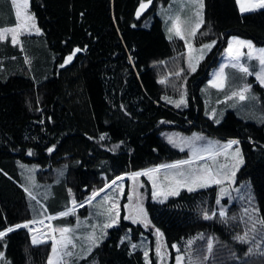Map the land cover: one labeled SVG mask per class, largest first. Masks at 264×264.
<instances>
[{"label":"trees","instance_id":"16d2710c","mask_svg":"<svg viewBox=\"0 0 264 264\" xmlns=\"http://www.w3.org/2000/svg\"><path fill=\"white\" fill-rule=\"evenodd\" d=\"M152 1L136 17L142 0H29L40 32L22 34L21 44L9 35L0 39V231L48 212H65L70 195L82 202L123 173L185 159L160 131L202 128L239 141L243 163L237 176L249 181L259 227L251 232V221L237 215V204L227 207L224 218L215 212L204 219V212L212 215L216 206L215 186L182 190L157 202L141 175L147 221L125 219V194L117 223L82 260L147 264L144 251L130 245L145 234L149 264H175L179 250L173 245L204 231L237 246L240 258L226 264H264V122L240 119L229 108L216 122L205 114L201 93L230 36L264 46V8L242 12L237 0H204L198 43H214L193 71L184 63L183 42L165 35L156 14L158 4L169 0ZM149 15L151 23L144 25ZM15 22L11 0H0V28ZM75 49L79 51L65 64ZM247 81L256 92L254 103L264 106V87L253 74ZM225 88L212 95V102L221 103ZM21 162L40 166L37 177L51 184L46 199L29 195L21 182ZM59 166L64 167L60 178ZM131 180L135 178L125 180V193ZM89 205L53 217L52 224L70 222L73 213L84 214ZM245 234L248 242L235 239ZM51 248V240L33 244L26 228H14L0 237V264H48Z\"/></svg>","mask_w":264,"mask_h":264},{"label":"rangeland","instance_id":"374dc122","mask_svg":"<svg viewBox=\"0 0 264 264\" xmlns=\"http://www.w3.org/2000/svg\"><path fill=\"white\" fill-rule=\"evenodd\" d=\"M12 2V0H11ZM240 10L241 5L250 10H255L260 7H255L257 0H237ZM17 3H23V0H17ZM203 7H200V0H169L166 3H159L156 8V14L160 18L163 30L165 35L168 38L177 36L183 42V53H184V63L185 65L192 70L196 68L198 62L202 57L207 53L209 48H205L204 45L213 44V41H206L202 43L199 41V31L202 26L200 20L204 22L203 12H204V0H202ZM14 10L16 7L13 5ZM22 14H26L34 17L32 11L27 7V9H22ZM248 11V10H247ZM199 13V15H197ZM179 17V20H177ZM152 20V15H149L143 22L144 25H149ZM176 21V26L180 30L178 35L176 28L173 27V22ZM31 23V22H29ZM200 23V27L196 29L195 35L192 34V29L195 28L196 24ZM17 22L11 25H6L1 27L0 30L8 29L15 27ZM38 28V26H36ZM173 28V31L170 33L169 29ZM18 36V44H21V35L26 33H36L35 28L30 30L20 29ZM11 33H5V37ZM12 39V38H11ZM250 41L243 37L239 36H230L228 39L229 42H233L241 55L234 59L232 56L227 55L226 49L224 51L223 57L224 64H230L236 68H241V66L248 69L247 73H243L242 77L237 80L236 83L232 85H227L225 88V97L221 99V103L217 105L212 102V98H205V114L218 122L221 119V116L225 112V109H233L236 115L243 120H250L259 122L264 118V106L261 102L254 103L253 99L256 92L251 88L250 92L245 93L246 99L240 101L238 97H232V92H239L246 84L250 85L246 78L253 74L257 80V73L261 72V64L258 57V50L264 49V46H256L251 41L253 45V50H250L247 47H241L239 44H236L235 41ZM252 51V57L249 58L248 53ZM244 61V62H242ZM246 63V64H245ZM259 66V70L254 72L252 70L253 64ZM222 64L214 67L210 72L209 82L213 83L216 80V73L220 71ZM258 81V80H257ZM259 82V81H258ZM231 97V99H227ZM186 102L185 97L182 98ZM211 103H214L211 105ZM160 136L164 139L170 146L182 153L183 160H191V164L180 165L177 168H161L155 166L153 168H148L140 170L137 172H145L149 169H156L158 171L151 172L149 175H146L149 180L152 188V197L157 202H166L169 198L176 195H169L173 191L180 193L182 190H188L189 187L194 188V190L206 188L209 186H215L216 190V206L213 212H216L219 216V211L223 208L225 211L228 206L232 204L238 205L237 215L240 217L248 216L251 226V232L255 230L259 223L258 216L256 214L257 204L255 202V196L249 185V181L245 179H238L237 172L242 163L239 164V167H236V164L239 159L242 158L243 154L240 144H234L230 148H218L220 145L227 143L230 140L222 139L219 136H216L207 130L202 128H195L190 132H185L179 129H164L160 131ZM194 134L201 137L199 140H193ZM171 138V141L170 139ZM234 140V139H232ZM237 140V139H236ZM209 142H213L210 147V151H213L209 156L200 157L199 155L205 152L202 149L209 147ZM239 148L240 155L236 156V149ZM216 149V150H215ZM195 153V154H194ZM180 160V161H183ZM177 161L165 163L164 165L175 164ZM21 175L23 179L28 182V186L31 189L30 191L33 194L34 198L46 199L50 194L51 184L48 182H43L37 177V171L40 169V166L35 163H20ZM206 168L211 169V178L217 179L220 181L219 184L208 183L206 187H197L193 184L192 174L194 173L197 176H208V173L203 170ZM55 170H58L59 178L63 176L64 167H56ZM235 173V176H232V173ZM183 173V175H181ZM41 175H46L42 173ZM47 176V175H46ZM45 176V177H46ZM131 174H123L119 177H122L121 180H115L116 184L113 185L109 183V187L105 188L102 193L99 194L96 198V202L91 203L84 214H81L79 211L72 214V220L70 222H63L62 220L55 221L54 225L52 224V219H43L46 217H53L50 214H46L44 217L38 220H29L26 222H31L26 228L33 238L36 237L37 240H51L53 247V237L56 241L61 239V229L69 228L72 231L70 233H65L72 239V244L68 245L67 251L72 252V256H67L62 254V259L58 260L56 257H53L57 261V264H85L83 258L88 254V248L91 249L103 238L106 233L107 228L104 227L105 224H112L113 220L118 221L122 199L126 194V199L124 200L123 206L125 210V217H131V221L141 220L143 222L147 221V212L144 204V194L140 191L141 179L138 177L129 182V191L125 193V180L129 179ZM47 179V178H46ZM206 181L202 180L200 183H205ZM155 183L156 187H153ZM223 190V192H222ZM99 191V190H98ZM189 191V190H188ZM156 192L157 195L153 196V193ZM95 198V199H96ZM220 200V203L217 204V200ZM70 200H74L73 196L70 195ZM77 205L82 204V202H76ZM127 206V207H126ZM74 207L72 202L69 208ZM77 208V207H75ZM143 209V213L140 212V209ZM112 211L109 212L108 210ZM118 210V215H117ZM247 210V211H245ZM146 213V217L144 215ZM247 214V215H246ZM99 216L101 219L99 220ZM258 221V222H257ZM24 222V223H26ZM22 223V224H24ZM117 223V222H116ZM115 223V224H116ZM114 225V224H113ZM95 235L96 243L92 244V241L87 239L91 234ZM124 239H128V234L124 233ZM212 242V251H208L209 241ZM241 242V241H238ZM248 242V239L245 241ZM72 245H75L73 247ZM130 245H136L135 248H141L147 257L145 256V261L149 264L148 257V240L145 234H141L138 239L130 241ZM175 249L179 250L176 253L175 264H177V257H181L180 264H226L231 261L238 260L240 255L238 253L237 246H231V244L219 242L214 238L213 234H207L204 231H198L195 234L191 235L188 238H185L179 245L175 243ZM134 248V247H133ZM180 248L182 250H180ZM52 248L49 256H52ZM207 257V259H205ZM87 264V263H86Z\"/></svg>","mask_w":264,"mask_h":264},{"label":"snow or ice","instance_id":"6c2138e0","mask_svg":"<svg viewBox=\"0 0 264 264\" xmlns=\"http://www.w3.org/2000/svg\"><path fill=\"white\" fill-rule=\"evenodd\" d=\"M13 2V5L16 7V18H17V24L15 27H12V28H8V29H3V30H0V39H4L5 38V33H11V38H12V42L15 44V43H18V36H19V31L20 29H25V30H30L31 28H35L36 32H39V28H36V25L34 23V17L32 16H29V15H26V14H22V9H27L28 7V0H23V3H17V0H12ZM148 3H151V0H148ZM148 7V4L144 3L143 0L140 4V7L139 9L137 10V16L140 15V13L146 8ZM200 7L202 8L203 5H202V0H200ZM255 7H260V8H264V0H257V4L255 5ZM249 9L245 8L243 5H241V11H247ZM197 15H199V13H197ZM177 20H179V17H177ZM31 22V23H29ZM200 23H203V20L201 19L200 20ZM200 23H197L195 28L192 29V34L195 35L196 33V29H198L200 27ZM173 27L176 28V32L177 34L179 35L180 34V30L179 28L176 26V21L173 22ZM173 31V28H170L169 29V32L171 33ZM171 38V37H170ZM214 43V42H213ZM236 44H239L241 47H247L249 48L250 50H253V51H256L253 49V45L251 44L250 41H235ZM205 48H210L211 47V44H208V45H204ZM76 51H79V49H77ZM227 52L229 54V56H232L234 59H237L241 53L239 50H236L235 53L233 52V42H229V48L227 49ZM75 55V52L70 55L69 57H67L65 59V64L69 63L72 59V56ZM248 56L249 58L252 57V51H250L248 53ZM260 61V64H261V72L257 73V80L261 83L262 86H264V49H259L258 50V57H257ZM27 58H26V63H27ZM61 67H63V65H61ZM193 71H195V68L193 67L192 68ZM241 71L247 73L248 72V69L241 66L240 68ZM224 69H223V66L221 67L220 71L216 73V80L213 81V86L214 87H218V88H223L224 87ZM163 82V81H162ZM250 89H251V85H245L239 92H232V97H238L240 101H244L247 97L245 95V93H248L250 92ZM227 99H231V97H227ZM253 99H255V97H253ZM183 103V100L179 101V102H176V106L179 107L180 104ZM262 122H264V118H262ZM101 139L103 140L104 137L101 136ZM170 141H171V138H169ZM193 140H199L201 139V137L199 136H196L194 134ZM213 142H209V147L208 148H205V149H202L203 151H210V147H211V144ZM239 141L237 140H230L228 141L225 145H223V148L227 149V148H230L232 145L234 144H238ZM53 149H49L48 151L51 152ZM195 154V153H194ZM240 155V152H239V148L236 149V156L239 157ZM210 158H211V155H210ZM192 161L191 160H183V161H177L175 164H171V165H161L159 167L161 168H177L179 167L180 165H185V164H191ZM240 163H243V160L242 158L238 160L237 164H236V167H239V164ZM159 169L156 168V169H149V170H146L145 172L141 173V172H135V173H132L131 176L133 178H136V177H139L141 175H149L151 172H154V171H158ZM204 172L208 173V176H197L195 175L194 173L192 174V183L195 184L197 187H206L208 186V183H216V184H219L220 181L217 180V179H212L211 178V169L210 168H206L203 170ZM181 175H183V173H181ZM232 176L234 177L235 176V173L233 172L232 173ZM149 178L151 179V176L149 175ZM122 177H117L116 180H121ZM206 181L205 183H200V181ZM113 185L116 184V181H113L112 182ZM105 188H108L109 185L108 184H105L104 186ZM153 187L155 188L156 185L155 183L153 184ZM189 191H193L194 188L192 187H189L188 188ZM27 191V189H26ZM71 191V190H69ZM104 189H100L99 191H94L92 192L91 196H89L85 203H88V204H91L92 201L97 197L99 196L100 192H103ZM223 192V190H222ZM169 195H177L178 192L177 191H173L171 193H168ZM29 195L31 196V193H29ZM157 195L156 192L153 193V196L155 198V196ZM220 203V200L218 199L217 200V204ZM72 204L74 207L72 208H69L67 209V211L65 212H61L59 213L60 216H66V215H69L71 214L72 212L75 211V207H83L84 204H79L77 205L76 201L73 200L72 201ZM127 207V206H126ZM109 212H111L112 210L109 209L108 210ZM247 211V210H245ZM140 212L143 213V209L141 208L140 209ZM118 210H117V215H118ZM145 217H146V213H144ZM216 213L213 212L212 215H209L207 211L204 212V219H211L213 216H215ZM219 216L221 218H224L226 216V212L223 208L220 209L219 211ZM49 219H53V217H49ZM125 219H131V217H128L126 216ZM117 221L116 220H113L112 221V224H105L104 227L105 228H108V227H112L113 224H115ZM135 222V220L133 221ZM31 223V222H26L24 224H17L15 225L14 227L15 228H28V224ZM260 224L262 227H264V220H261L260 221ZM14 228L13 227H9L7 228L6 230H3V231H0V237H4L6 235L7 232H11L13 231ZM72 230L69 229V228H63L61 229V239L60 241H56L55 240V237H53V247H52V253L53 255L52 256H49V259H48V264H57V261L53 259V257H56L58 260L62 259V254L63 255H67V256H72L73 253L72 252H69L67 251V247L68 245L72 244V239L68 236V235H64L65 233H70ZM157 235L159 236V230H157ZM87 239H89L90 241H92V244L94 246V244L96 243L95 241V235L94 233L91 234L89 237H87ZM235 239L241 241V242H245L247 240V234H245L244 236H237L235 237ZM42 241H39L36 239L35 236H33L32 238V243L33 244H37V243H41ZM73 247H75V245H72ZM133 247L135 248L136 245H133ZM173 247H175V245H173ZM88 251L90 252L91 251V247L88 248ZM208 251L211 252L212 251V242L211 240L209 241V244H208ZM157 254L159 255L160 254V249L158 248L157 249ZM3 253L0 252V257H3ZM145 256L147 257V253H145ZM181 257H177V264H180V261H181ZM205 259H207V257H205Z\"/></svg>","mask_w":264,"mask_h":264},{"label":"crops","instance_id":"0c3cea01","mask_svg":"<svg viewBox=\"0 0 264 264\" xmlns=\"http://www.w3.org/2000/svg\"><path fill=\"white\" fill-rule=\"evenodd\" d=\"M28 7H29V0H28ZM13 9H14V7H13ZM14 13H16V11L14 10ZM15 18H16V14H15ZM16 22H17V18H16ZM34 23H35V25H36V21H35V18H34ZM37 26V25H36ZM39 32H40V29H39ZM39 32H36V33H39ZM229 48V45H227V47H226V53H227V55H228V57H229V54H228V52H227V49ZM236 50H238V48L235 46V45H233V52L235 53V51ZM242 62H244V61H242ZM220 64H222V66H223V69H224V87L223 88H218V87H214L213 86V83H211V82H209V81H207V83L206 84H204V85H202V87H201V93H202V96H203V100H204V105H205V98H213V96H215L216 95V93H217V90H221V89H224L227 85H232V84H234V83H236L237 82V80L238 79H240L241 77H242V75H243V71H241L240 70V68H236V67H234V66H231L230 64H224V58H222V60H221V62H220ZM246 64V63H245ZM252 70L254 71V72H257V70H259V66H256V64L254 63L253 64V66H252ZM209 79H210V77H209ZM246 80H247V78H246ZM260 83V82H259ZM261 84V83H260ZM264 87V86H263ZM213 95V96H212ZM236 139V138H235ZM228 140H232V139H228ZM226 143H224V144H222V145H220L218 148H222L223 147V145H225ZM216 150V149H215ZM213 151H210V152H205V153H202V154H200L199 156L200 157H204V156H209L211 153H212ZM162 165H164V164H162ZM21 175V174H20ZM116 180V179H115ZM115 180H113V181H115ZM112 181V182H113ZM21 182L23 183V185L26 187V188H28V192L29 193H31V195L33 196V194H32V192L30 191L31 189L29 188V186H28V182H26L23 178H22V176H21ZM111 182V183H112ZM103 189H105V187H103ZM105 191V190H104ZM100 193H102V192H100ZM98 199H100V198H98ZM48 214H50L49 212H48ZM49 217H46V218H43V219H45V220H47ZM99 220L101 219V217L99 216V218H98ZM36 220H38V219H36Z\"/></svg>","mask_w":264,"mask_h":264},{"label":"water","instance_id":"95a60500","mask_svg":"<svg viewBox=\"0 0 264 264\" xmlns=\"http://www.w3.org/2000/svg\"><path fill=\"white\" fill-rule=\"evenodd\" d=\"M144 3H146V4H148V7H146L141 13H140V15L139 16H137V10L139 9V7H140V4L136 7V9H135V16L136 17H141L151 6H152V4H153V1L151 0V3H148V1L147 2H144ZM77 49H75L74 50V52L76 53L77 51H76ZM125 174V173H124ZM121 175H123V174H121ZM121 175H119V176H121ZM119 176H117V177H119ZM116 177V178H117ZM116 178H114V179H112L110 182H108V184L109 183H111L113 180H115ZM103 188V187H102ZM86 201V200H85ZM85 203V202H84ZM13 228H15V227H13ZM160 244V243H159Z\"/></svg>","mask_w":264,"mask_h":264}]
</instances>
